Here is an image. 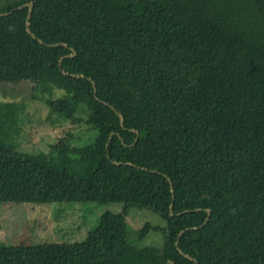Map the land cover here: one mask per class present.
Wrapping results in <instances>:
<instances>
[{
  "label": "trees",
  "instance_id": "16d2710c",
  "mask_svg": "<svg viewBox=\"0 0 264 264\" xmlns=\"http://www.w3.org/2000/svg\"><path fill=\"white\" fill-rule=\"evenodd\" d=\"M2 82L75 124L85 107L97 135L24 153L25 105L0 102V204L124 208L81 242L1 245L0 264H264V0H13ZM134 209L166 227L133 241Z\"/></svg>",
  "mask_w": 264,
  "mask_h": 264
},
{
  "label": "rangeland",
  "instance_id": "374dc122",
  "mask_svg": "<svg viewBox=\"0 0 264 264\" xmlns=\"http://www.w3.org/2000/svg\"><path fill=\"white\" fill-rule=\"evenodd\" d=\"M11 1L0 0V7ZM34 88L35 84L31 82L0 83V102L25 105L22 121L19 120L18 127L14 126L9 133L20 151L47 154L61 139L78 148L94 144L97 134L86 123L89 112L85 107L80 112L83 122L75 124L52 114L45 104L46 96L37 93ZM123 208L124 204L120 203L0 204V246L81 242L96 228L105 212L119 214ZM128 221L133 231V241L148 223L166 227V222L150 210L134 209ZM154 242H162L161 235L151 234L145 245Z\"/></svg>",
  "mask_w": 264,
  "mask_h": 264
},
{
  "label": "water",
  "instance_id": "95a60500",
  "mask_svg": "<svg viewBox=\"0 0 264 264\" xmlns=\"http://www.w3.org/2000/svg\"><path fill=\"white\" fill-rule=\"evenodd\" d=\"M26 8H30V17H31V14H32V12H33V9H34V6H33V4L32 3H28V4H25L23 7H21L20 8V10H24V9H26ZM2 16H7L8 14H1ZM30 17H29V19H30ZM28 25H30V21L28 22ZM30 31V30H29ZM31 32V31H30ZM77 55V51L76 50H73V53L72 54H70L69 56L70 57H72V56H76ZM94 87H95V84H94ZM95 93H96V89H95ZM122 117V116H121ZM138 134L140 135V133L138 132ZM208 213L210 214V216L212 215V212L210 211V210H208ZM209 221H207V223H208ZM206 223V224H207ZM181 253L182 254H184L183 253V251H181ZM187 256V255H186ZM169 264H173V262H170Z\"/></svg>",
  "mask_w": 264,
  "mask_h": 264
}]
</instances>
